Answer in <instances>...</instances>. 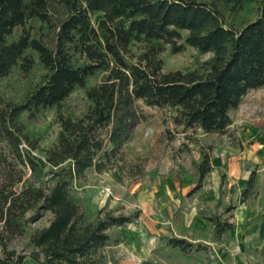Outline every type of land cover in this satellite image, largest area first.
<instances>
[{
    "label": "trees",
    "instance_id": "trees-1",
    "mask_svg": "<svg viewBox=\"0 0 264 264\" xmlns=\"http://www.w3.org/2000/svg\"><path fill=\"white\" fill-rule=\"evenodd\" d=\"M35 19L48 28V40L33 37L27 26ZM187 47L211 56L164 71L162 54ZM30 50L45 72L10 96L4 83L18 69L32 70ZM100 72L105 77L87 87ZM263 87L264 0H0V264L28 257L37 264H109L108 231L137 215L102 208L88 220L74 186L90 169L119 183L143 175L127 151L146 119L139 102L167 111L184 131L225 134L231 111ZM78 88H85V111L59 112L57 141L42 147L43 133L24 115L59 107ZM211 150L194 162L198 183L189 194L211 171ZM257 180L253 170L244 201L258 195ZM45 212L52 214L49 224L32 230ZM206 220L218 238L235 228L231 217ZM22 237L30 253L14 245ZM171 246L184 254L193 249L181 238ZM112 264L120 263L112 258Z\"/></svg>",
    "mask_w": 264,
    "mask_h": 264
},
{
    "label": "rangeland",
    "instance_id": "rangeland-1",
    "mask_svg": "<svg viewBox=\"0 0 264 264\" xmlns=\"http://www.w3.org/2000/svg\"><path fill=\"white\" fill-rule=\"evenodd\" d=\"M250 11L241 13L240 18ZM30 25L34 38L48 40L49 30L41 21L31 20L27 27ZM20 32L18 30L11 39ZM29 55L35 61L32 70L25 73L18 69L4 83L10 96L36 84L45 72L38 53L30 50ZM210 56L199 55L192 47L181 53H172L168 49L162 54L163 69L184 70L193 67L197 59L206 60ZM104 77L103 72L90 77L87 87ZM88 104L85 88H78L59 107L48 108L36 117L25 114L23 118L30 127L43 133L41 146L47 148L57 141L58 113L74 111L81 114ZM139 105L146 119L136 129L127 151L128 159L141 165L143 175L119 183L108 173L98 174L90 169L86 178L74 186L88 220L95 218L102 208L137 215L132 223L108 231L110 241L103 251L109 264H112V258L120 264H264V193L260 186L256 197L244 201V186L239 184L241 179L230 180L224 171L216 175V180L226 187L220 188L214 200H202L208 197L202 190L189 194L198 183L194 162L200 160L202 151L212 147V156L214 149L220 148L225 158H231L242 150L238 148H244L238 128L251 122H264V87L251 91L240 107L231 111L234 123L225 134H207L200 129L184 131L172 122L167 111L148 107L142 102ZM249 168L256 169V164L251 161ZM230 206L233 208L227 213ZM215 215L222 219L231 217L235 228L221 238L216 237L206 220ZM51 219L52 214L45 212L31 224L32 230L47 226ZM173 238L192 243V251L184 254L171 246ZM25 241V238H19L14 245L20 251L30 253L24 246ZM199 247L208 249L199 251ZM23 264L37 263L28 257Z\"/></svg>",
    "mask_w": 264,
    "mask_h": 264
},
{
    "label": "crops",
    "instance_id": "crops-1",
    "mask_svg": "<svg viewBox=\"0 0 264 264\" xmlns=\"http://www.w3.org/2000/svg\"><path fill=\"white\" fill-rule=\"evenodd\" d=\"M233 123L234 121L230 126H232ZM238 136L241 138V144L244 148H238L242 150H239L235 156L228 159L225 158L223 156L224 151L220 148H215L212 152V169L205 176L200 189L203 194L208 195V199L201 198L202 200H214L216 196H218L220 188L224 189L226 187L225 185L221 186L220 180H216V175H219L220 173L223 174L224 171L227 173L228 179L233 181L235 179H241V183L239 184L240 186L243 185L245 187V184L253 171L249 168L251 161L256 164V169L254 170H256L258 174L257 183L261 188L260 191L264 193V122H251L247 125H241V127L238 128ZM246 163L248 164V167L245 168Z\"/></svg>",
    "mask_w": 264,
    "mask_h": 264
}]
</instances>
